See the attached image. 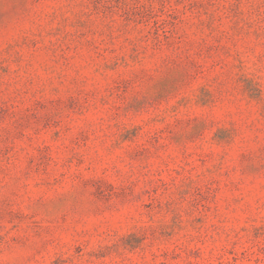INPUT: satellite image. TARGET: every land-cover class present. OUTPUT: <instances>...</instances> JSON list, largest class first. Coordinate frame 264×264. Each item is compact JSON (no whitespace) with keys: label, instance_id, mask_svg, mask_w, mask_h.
<instances>
[{"label":"rangeland","instance_id":"374dc122","mask_svg":"<svg viewBox=\"0 0 264 264\" xmlns=\"http://www.w3.org/2000/svg\"><path fill=\"white\" fill-rule=\"evenodd\" d=\"M0 264H264V0H0Z\"/></svg>","mask_w":264,"mask_h":264}]
</instances>
